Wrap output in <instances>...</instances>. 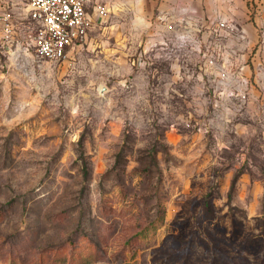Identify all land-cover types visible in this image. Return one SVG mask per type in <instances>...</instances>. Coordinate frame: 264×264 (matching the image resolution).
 I'll return each mask as SVG.
<instances>
[{
    "label": "rangeland",
    "instance_id": "rangeland-1",
    "mask_svg": "<svg viewBox=\"0 0 264 264\" xmlns=\"http://www.w3.org/2000/svg\"><path fill=\"white\" fill-rule=\"evenodd\" d=\"M154 1L100 0L49 62L24 49L29 0H0V264H264L260 52L227 101L197 28L160 40Z\"/></svg>",
    "mask_w": 264,
    "mask_h": 264
},
{
    "label": "built area",
    "instance_id": "built-area-1",
    "mask_svg": "<svg viewBox=\"0 0 264 264\" xmlns=\"http://www.w3.org/2000/svg\"><path fill=\"white\" fill-rule=\"evenodd\" d=\"M89 0H29L26 19L28 28L25 50H31L34 57L49 62L64 60L68 53L83 46L89 30L108 13L104 3L93 6L89 14L85 6ZM0 26L3 39L11 43L14 31L12 13L4 10L0 13ZM210 36L216 40L237 36L243 32L233 22H217L210 30ZM257 50L264 48V25L258 30ZM256 50V52H257ZM203 67L211 72L219 65L213 74L215 80L227 101L246 102L249 84L244 74L243 66L234 67L230 58H226L220 49L203 55Z\"/></svg>",
    "mask_w": 264,
    "mask_h": 264
},
{
    "label": "crops",
    "instance_id": "crops-1",
    "mask_svg": "<svg viewBox=\"0 0 264 264\" xmlns=\"http://www.w3.org/2000/svg\"><path fill=\"white\" fill-rule=\"evenodd\" d=\"M98 3H101L100 0H89L85 10L90 14L93 6ZM152 3L157 6V11L164 21L161 27H157L161 33L159 37H162L159 38L160 40L171 37L167 32L170 28L173 29L170 31L172 34L180 36L182 23L190 26V35H192L195 27L199 35L193 34V37L201 45H205L207 52L210 49V51L217 50L218 47L226 58H230L234 67L243 66L244 74L246 73L245 64L248 54L250 49L257 45L258 30L264 25V0H155ZM219 21L235 23L241 28L243 36L241 38L232 36L216 40L210 36L209 32ZM199 52L202 53H199L200 56L198 57L203 59L205 51ZM257 52H260L261 58L260 60L258 57V61L262 62L264 67V48L261 51L257 50ZM219 68L217 65L211 72L208 71V77L212 78ZM254 68L255 66L253 70ZM261 75L264 74L259 73V76Z\"/></svg>",
    "mask_w": 264,
    "mask_h": 264
}]
</instances>
